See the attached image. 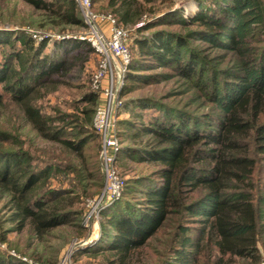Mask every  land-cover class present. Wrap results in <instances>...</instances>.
Returning <instances> with one entry per match:
<instances>
[{
    "label": "trees",
    "instance_id": "trees-1",
    "mask_svg": "<svg viewBox=\"0 0 264 264\" xmlns=\"http://www.w3.org/2000/svg\"><path fill=\"white\" fill-rule=\"evenodd\" d=\"M22 1L24 23L0 27V106L9 120L0 125V264H56L35 249L59 226L85 236L88 201L102 189L92 123L99 95L85 91L74 110L53 114L41 102L69 82L78 49H94L78 37L87 25L76 0ZM174 1L91 0L118 24L148 31L133 39L120 107L128 117L117 120L119 140H129L117 154L126 179L85 252L103 264H264V0H196L188 16ZM172 23L179 30L152 28ZM65 44L78 51L68 56ZM172 79L182 87L130 95ZM190 93L205 110L167 101ZM22 126L52 149L25 144Z\"/></svg>",
    "mask_w": 264,
    "mask_h": 264
},
{
    "label": "rangeland",
    "instance_id": "rangeland-1",
    "mask_svg": "<svg viewBox=\"0 0 264 264\" xmlns=\"http://www.w3.org/2000/svg\"><path fill=\"white\" fill-rule=\"evenodd\" d=\"M99 2H96L95 5L97 6ZM161 4L160 6H162ZM174 6L177 5L180 9H182V13L184 16L192 15L198 10V2L196 0H175ZM80 9V8H79ZM93 11L97 12V9H95V6H92ZM29 7L26 6L22 0H0V27H8V26H16L17 24L24 23L23 17L28 12ZM81 12V10H80ZM82 15V13H81ZM83 18V15H82ZM84 20V18H83ZM164 28L169 29L172 31L179 30V25L177 24H156L153 25L152 28ZM128 30V38L126 41L127 50L129 52V57H131V53H134V49L132 47L133 39L136 36L146 34L148 30H141L138 31L135 28H132L131 26H126ZM82 34L80 36L86 35L89 31V27L87 26L86 29L82 30ZM193 46L196 47L198 45H205L203 41L194 40ZM90 44V43H89ZM51 45V44H49ZM51 47V46H50ZM64 49H66V54L69 56L71 53H74L79 50V54L77 55V58H75L76 65L74 68L69 72V74H66L64 77L69 82L68 83H61L58 85V87L47 94L46 98L42 100L41 106L42 110L48 114H53L56 108H59L63 111H72L74 110L75 105H77L78 99L82 96V94L85 91H90L91 89L98 91V95L100 97L101 88L99 86L93 85L92 81V73L98 68L99 66V55L96 53V51L91 50L87 44H83L79 49L72 46V44H65ZM78 49V50H76ZM63 48L61 49V51ZM115 67L117 69L125 67V71L127 69V64L124 65L122 61L119 59H115L114 62ZM158 71H165V68H158ZM124 71V73H125ZM124 76L119 79V88H118V95L121 99H123L122 90H123V82ZM178 80H166V82H159L156 84H151L148 86V88H140V89H134L130 93L131 96L141 95V94H153V95H161L165 93L169 89H174L173 87H182L181 85H177ZM191 97V99H190ZM184 99L186 101L189 99V107L193 108L197 111H203L202 102L200 98H193L192 94L190 93L186 98H183L182 96L178 97H172L167 98V101L175 102L176 100ZM183 101V100H182ZM120 110V111H119ZM117 112L118 118H124L128 117V113L124 112L119 109ZM8 112L3 109V107L0 106V125L1 127H6L8 124L7 121ZM118 123V121H117ZM18 124V121H17ZM20 134L22 138L24 139V143L31 146L33 149L37 150H51L53 147V144L51 141L43 139L35 134L34 131L28 130L27 127H21ZM119 139V137H118ZM121 142L129 140L123 139V137H120ZM119 140V142H120ZM120 142V144H121ZM91 146L89 145V148ZM92 147L88 149L87 151H91ZM98 164L100 165V159L99 156H97ZM116 165L118 168V172L121 176L126 179V176L124 175V169L119 165L118 160L116 161ZM137 166V165H136ZM138 167V166H137ZM103 183V182H102ZM103 186V184H102ZM92 187V185H91ZM101 193V192H100ZM99 196H97L98 198ZM97 198L90 199L88 201L87 206V212L89 210V202H92L94 200H97ZM106 206V205H105ZM264 209V207L262 208ZM4 211L3 205L0 202V213L2 214ZM93 219H91L89 225H87V233L85 236L81 238H75L76 235L79 234L78 230L76 228H73L71 226L65 225V226H59L57 228H54L49 236L42 241L38 248L35 249L37 253L45 254L52 260H55L56 263L63 255L65 249L68 247V245L71 243L72 239H85L91 236L93 231V224H91ZM10 242H14L16 239L20 238L18 249L24 250L27 247L23 244L25 241V238L22 236H18L15 232H10L9 234ZM7 243L0 244L1 248H5ZM28 254V253H27ZM26 254V256H27ZM37 255V254H36ZM74 262L76 264H103L100 257H93L90 256L87 252L84 251H75L74 253Z\"/></svg>",
    "mask_w": 264,
    "mask_h": 264
},
{
    "label": "built area",
    "instance_id": "built-area-1",
    "mask_svg": "<svg viewBox=\"0 0 264 264\" xmlns=\"http://www.w3.org/2000/svg\"><path fill=\"white\" fill-rule=\"evenodd\" d=\"M84 22L89 27L88 33L80 38L86 39L99 55V66L92 73L93 85L101 88L99 101L93 113V127L100 139L99 159L103 177V186L97 200L89 202V210L82 219L84 225L97 224L102 207L118 198L124 184V177L118 172L116 165L117 154L121 144L117 135L118 110L122 99L118 95L119 79L124 76L125 67H115V59L124 65L130 60L126 41L128 30L126 26L118 24L111 13H98L93 11L91 0H76ZM141 21L134 27L141 25ZM96 237L85 239H72L63 255L56 264H76L75 251L93 244ZM23 260L30 261L25 256Z\"/></svg>",
    "mask_w": 264,
    "mask_h": 264
},
{
    "label": "crops",
    "instance_id": "crops-1",
    "mask_svg": "<svg viewBox=\"0 0 264 264\" xmlns=\"http://www.w3.org/2000/svg\"><path fill=\"white\" fill-rule=\"evenodd\" d=\"M94 226H93V231H92V234H91V236H89V237H96L97 235H98V223L97 224H93ZM99 238H96L95 240H94V242H93V244H91V245H89V246H87V247H83V248H81V249H79V250H77V251H84V250H88V249H90V248H93L95 245H97L98 244V242H99V240H98Z\"/></svg>",
    "mask_w": 264,
    "mask_h": 264
}]
</instances>
